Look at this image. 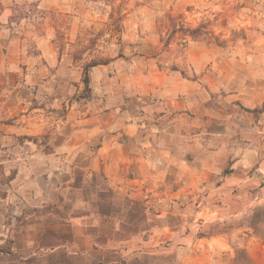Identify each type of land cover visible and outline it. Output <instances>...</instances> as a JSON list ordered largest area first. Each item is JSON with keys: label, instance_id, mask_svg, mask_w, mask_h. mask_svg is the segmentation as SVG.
Returning a JSON list of instances; mask_svg holds the SVG:
<instances>
[{"label": "crops", "instance_id": "1", "mask_svg": "<svg viewBox=\"0 0 264 264\" xmlns=\"http://www.w3.org/2000/svg\"><path fill=\"white\" fill-rule=\"evenodd\" d=\"M26 1L57 9L64 0H0V59L10 55L0 75L21 53L10 26ZM41 41L39 71L50 78L38 85L40 102L0 124V140L15 145L0 152L18 157L0 196V264H264V145L238 157L220 148L193 86L162 84L158 72L140 96L135 81L110 83L112 62L97 65L91 96L76 102L81 66ZM144 42L159 52L152 35Z\"/></svg>", "mask_w": 264, "mask_h": 264}, {"label": "rangeland", "instance_id": "2", "mask_svg": "<svg viewBox=\"0 0 264 264\" xmlns=\"http://www.w3.org/2000/svg\"><path fill=\"white\" fill-rule=\"evenodd\" d=\"M47 5L49 9L38 8L26 1L12 8L10 27L21 40V53L14 70L0 75V124L11 123L9 115L38 106V85L50 78L39 71L45 38L51 50L70 53L82 69L92 60L112 62L110 83L127 87L135 81L140 96L157 83V72L167 75L162 84L193 86L187 90L193 106L207 107L204 131L220 132V148L233 149L232 156L264 145V124L256 121L264 114V0H64L57 9ZM149 35L158 42L159 52L146 46ZM9 56L5 51L0 61ZM90 96L89 84V90H77L72 99ZM259 100L261 106L246 107ZM213 101L220 106L214 113ZM9 108L11 113L6 112ZM212 121L218 123L213 129ZM233 130L236 140L227 134ZM206 142L211 140L204 141L205 149ZM13 146L0 140L2 149ZM17 159L0 152V196L14 176Z\"/></svg>", "mask_w": 264, "mask_h": 264}, {"label": "trees", "instance_id": "3", "mask_svg": "<svg viewBox=\"0 0 264 264\" xmlns=\"http://www.w3.org/2000/svg\"><path fill=\"white\" fill-rule=\"evenodd\" d=\"M107 61H104V62H99V61H96V60H92L90 61L89 63H86L84 66H83V69H82V83L84 85V90H89V83H90V78H89V72L91 70V68L97 66V65H100V64H106ZM255 112V111H253ZM22 139H28L29 141H33V142H36V139L35 138H30V137H23Z\"/></svg>", "mask_w": 264, "mask_h": 264}]
</instances>
